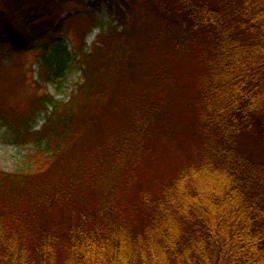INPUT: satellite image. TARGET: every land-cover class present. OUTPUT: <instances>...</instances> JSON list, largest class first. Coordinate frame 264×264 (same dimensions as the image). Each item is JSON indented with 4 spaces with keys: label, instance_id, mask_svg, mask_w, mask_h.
<instances>
[{
    "label": "trees",
    "instance_id": "1",
    "mask_svg": "<svg viewBox=\"0 0 264 264\" xmlns=\"http://www.w3.org/2000/svg\"><path fill=\"white\" fill-rule=\"evenodd\" d=\"M71 1L0 0V73L35 49L45 87L80 71L67 100L0 103L33 145L0 172V264H264V0H75L116 21L90 51L60 36ZM177 112L186 154L154 184Z\"/></svg>",
    "mask_w": 264,
    "mask_h": 264
},
{
    "label": "rangeland",
    "instance_id": "2",
    "mask_svg": "<svg viewBox=\"0 0 264 264\" xmlns=\"http://www.w3.org/2000/svg\"><path fill=\"white\" fill-rule=\"evenodd\" d=\"M85 12L93 13L96 20L95 25L92 26L91 22H88L85 17H81L79 14ZM73 15L64 24L62 29L61 38L66 41L70 49L79 50L82 48L84 51H90L92 44L96 38V35L106 27L116 25V21L113 15L109 12L106 2H100L95 6H91L87 1L81 3L74 1L67 2L63 7V16ZM76 14V15H75ZM91 26V28H90ZM41 49H35L30 52L23 53L19 56H15L9 62L8 69L0 73V76L6 74L22 75V83L18 84L15 89H11L12 83L17 81H10L9 78H1L0 85V103L3 104V100H6V104L9 109L16 108L18 112H28L31 108L30 101L34 98L42 97L46 93L54 96L56 100H67L73 87L80 79L79 68L74 62L66 78L59 82H50L47 87L38 82L40 75V62H41ZM1 57V55H0ZM15 66H23V70L15 72ZM185 75V81H191L192 76L190 71L186 70L183 72ZM14 78V77H10ZM5 83V84H4ZM2 90H7L9 93H2ZM10 90V91H9ZM16 92L13 95V91ZM22 109V110H21ZM51 107L42 108L41 110L32 111V114L27 121L29 127L39 130L45 123L46 117L49 114ZM173 129L178 131L176 136L165 135L159 133L157 138H160L161 146V164H157L150 169V174L153 179V183L156 184L159 180L168 173V170L173 168L174 157H185L183 147L181 145L179 134L184 127H188V117L177 112L172 122ZM14 124H10L9 121H3L0 119V172L12 173L20 168L25 169L28 166V155L33 149L32 144H23L14 142ZM246 146L248 149H252L250 143V137H247ZM190 144V143H189ZM253 147L256 148L254 145ZM178 165V163H177Z\"/></svg>",
    "mask_w": 264,
    "mask_h": 264
}]
</instances>
